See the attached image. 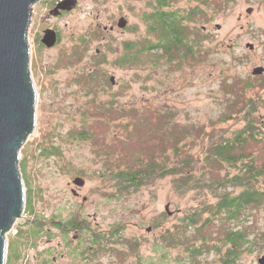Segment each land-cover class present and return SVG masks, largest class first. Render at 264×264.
Here are the masks:
<instances>
[{"label": "rangeland", "instance_id": "obj_1", "mask_svg": "<svg viewBox=\"0 0 264 264\" xmlns=\"http://www.w3.org/2000/svg\"><path fill=\"white\" fill-rule=\"evenodd\" d=\"M146 4L147 0H81L80 8L58 24L63 30L62 44L39 54L41 65L50 66L51 71L46 74L44 67L46 76L40 73L36 77L39 124L24 145L20 160L29 203L32 201L33 212L27 209L25 214L28 219L46 221L57 217V221L65 220L74 208L72 189L78 187L74 184L77 177L86 182L82 195L88 200L86 207L81 208L83 217L94 212L98 216L115 217L117 213L118 217L133 223L145 218L148 225L157 220L158 214L166 212V226L174 227L179 223L177 217L180 215L175 213L168 220L165 206L171 204L172 212L180 210L181 217H186L202 203L203 200L198 198L201 195L175 194L172 177L155 180L152 185L131 194V198L119 202L109 200L107 196L117 194L110 181L101 177L107 171L106 162L110 158L105 145H112L115 134L120 136L119 143L127 142L125 124L134 117H126L120 111L123 108L125 112L135 109L141 115L147 111L171 112L181 124L208 125L227 111L230 101L238 97L237 92L245 93L251 85H262L264 74L254 75L253 70L264 67V0H228L223 12L210 14L209 20L200 23L206 39L195 64L180 61L176 67L165 63L153 66L154 59L148 57L142 66L122 68L118 66V59L124 43L136 41L145 33L140 18L150 9ZM250 8H253L251 14L248 13ZM98 14L101 21L96 19ZM123 16L128 20L126 29L117 25ZM37 21L31 31L38 29ZM99 22L103 26H116L104 48ZM93 33L97 37L90 42L84 58L70 57L73 40ZM247 44L255 45L254 51L247 48ZM101 47L103 54L97 56ZM63 52L69 56L67 59H62ZM60 58L69 64L59 65ZM90 74L99 78V102L114 104L111 115L102 118L92 117L90 113L85 115L91 108L85 106L87 99L81 84ZM112 77L116 85L110 82ZM259 116H264V111H260ZM97 125L100 140L98 137L94 142L75 139L78 132L84 129L94 132ZM56 148L57 155L50 153ZM112 151L115 152L113 157L121 156V146L112 145ZM198 151L194 150V154ZM254 152L257 162L262 165L264 150L260 149V144ZM255 211L253 225V219L246 217L247 221L240 226L256 227L259 229L257 235L264 238V207L251 208L250 217ZM261 244L263 247L264 239ZM260 252L264 254V250L257 253ZM175 255L177 252L173 251L166 264H174Z\"/></svg>", "mask_w": 264, "mask_h": 264}, {"label": "trees", "instance_id": "obj_2", "mask_svg": "<svg viewBox=\"0 0 264 264\" xmlns=\"http://www.w3.org/2000/svg\"><path fill=\"white\" fill-rule=\"evenodd\" d=\"M227 1L153 0L150 9L140 18L145 33L136 41L124 43L118 66L136 68L148 57L154 59L153 66L165 63L176 67L180 61L195 64L206 39L199 24L209 20L210 14L223 12ZM95 36L96 33L80 37L85 53ZM99 89L97 75L82 79L85 106L91 108L85 115L90 113L92 117L102 118L112 114L114 104L99 102ZM236 96L227 111L208 125L181 124L171 112L157 110L141 115L135 109L125 112L123 108L120 111L126 117H134L125 124L127 142L119 143L120 136L116 134L113 137L111 144L121 146L120 157H113L112 145H105L110 158L106 162L107 171L101 177L109 180L120 196H130L157 179L172 177L175 194L215 195L219 197L216 213L228 214L230 226L241 223L258 190L260 206L264 207V163L257 162L254 152L257 144L264 150V116H259L264 111V83L251 85L245 93L240 91ZM93 131L84 129L75 139L100 140L99 126ZM196 149L199 151L194 154ZM56 151L57 148L50 153L57 155ZM207 204L209 201L203 199L200 207L192 209L184 217L185 225L208 222L204 220L207 213L209 217ZM29 209L33 212L32 201ZM205 223L203 226L209 225Z\"/></svg>", "mask_w": 264, "mask_h": 264}, {"label": "flooded vegetation", "instance_id": "obj_3", "mask_svg": "<svg viewBox=\"0 0 264 264\" xmlns=\"http://www.w3.org/2000/svg\"><path fill=\"white\" fill-rule=\"evenodd\" d=\"M66 1L68 0H41L33 8L31 23L33 21L32 27H34L38 19V29L31 31L29 28L28 39L31 51L30 68L34 82L40 73L46 76L47 72L51 71L50 66L45 65L47 70L44 74L39 54L62 44L63 30L58 24L80 8L81 0H76L77 4L72 11L64 10L67 6ZM152 2L153 0H147L148 8L151 7ZM100 18L98 14L96 19L101 21ZM122 18L127 19L121 17L117 25ZM115 20L116 18L113 21ZM97 25L102 38L101 46L104 48L116 26H103L101 22ZM46 33L49 37L56 38L54 46L49 47L44 43ZM72 44L74 47L72 52H68L69 56L71 54L70 57L76 60L84 58L85 45L80 37L74 39ZM103 48L97 50V56L103 54ZM69 56L63 52L62 59H67ZM62 59L60 58L59 65L67 66L69 62ZM83 188L72 189L75 198L74 208L63 221H57V217L51 218L52 220L33 221L25 217L26 215L18 219L7 234L5 264H166L171 259L173 251L177 252L173 257L174 264H261L260 260L264 257L261 252L257 253L260 249L264 250L261 244L264 238L257 235L259 229L240 226L247 221L246 217L253 219L251 223L253 225L256 211L253 212L252 217L248 212L251 208L254 210L260 208L259 190L255 193V202L249 204L248 215L241 219V223L230 226L228 214L223 212L219 215L215 211L219 197L201 195L198 198L209 201L206 205L209 217L208 213L204 215L206 217L204 220H209L206 222L209 225L203 226L205 221H200L197 225L186 226V220L184 216L181 217L180 210L176 212L169 210L168 220L169 217H174L175 213L180 216L177 217L178 224L167 227L166 212L158 214L157 220L148 225L145 218L133 223L118 217L117 213L115 217L98 216L97 212L87 213L83 217L81 208L86 207L88 200L87 196L82 195ZM106 198L119 202L131 198V195H112ZM168 205L171 209V204ZM200 206L201 204L197 207ZM27 209L29 210L28 202L25 211Z\"/></svg>", "mask_w": 264, "mask_h": 264}, {"label": "water", "instance_id": "obj_4", "mask_svg": "<svg viewBox=\"0 0 264 264\" xmlns=\"http://www.w3.org/2000/svg\"><path fill=\"white\" fill-rule=\"evenodd\" d=\"M40 1L0 0V264L6 263L7 234L26 214L29 203L20 160L24 145L39 124V98L30 68L28 34L33 8ZM66 3L64 10L72 11L77 1ZM248 12L252 13V9ZM118 26L125 29L128 20L122 18ZM44 43L52 47L56 38L46 33ZM247 48L253 50L255 46L247 44ZM253 74L263 75L264 67L255 68ZM110 82L115 85V78ZM85 183L81 177L74 180L78 187ZM169 208L168 205L167 212ZM260 263L264 264V257Z\"/></svg>", "mask_w": 264, "mask_h": 264}]
</instances>
